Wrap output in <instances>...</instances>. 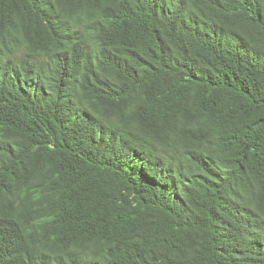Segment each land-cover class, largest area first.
<instances>
[{
  "label": "trees",
  "instance_id": "obj_1",
  "mask_svg": "<svg viewBox=\"0 0 264 264\" xmlns=\"http://www.w3.org/2000/svg\"><path fill=\"white\" fill-rule=\"evenodd\" d=\"M0 264H264V0H0Z\"/></svg>",
  "mask_w": 264,
  "mask_h": 264
}]
</instances>
